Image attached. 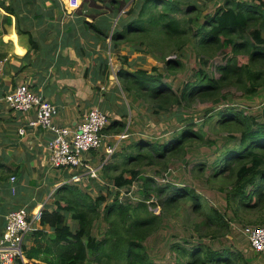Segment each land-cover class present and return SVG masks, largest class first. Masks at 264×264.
Returning <instances> with one entry per match:
<instances>
[{"label": "trees", "instance_id": "16d2710c", "mask_svg": "<svg viewBox=\"0 0 264 264\" xmlns=\"http://www.w3.org/2000/svg\"><path fill=\"white\" fill-rule=\"evenodd\" d=\"M108 2L119 3L117 7L114 6L115 16L126 6L121 0ZM181 3L186 7L183 8ZM0 5H4V2L0 1ZM200 8L196 0H133L132 5L118 19L113 32L108 35L103 32L105 27L98 24L99 20L97 24L84 18L78 20L77 23L82 26L85 24V28L94 30L105 41L110 37L109 50L112 53L127 44L135 45L132 51L137 52L148 48L159 54L158 57L164 60L165 66L171 69L182 66V61L177 57L168 58V49L182 52L191 32L197 38V46L208 50L231 47L234 54L224 64L218 65L221 74L219 78L209 77L204 70L199 69L195 80L186 81L175 90L164 82L157 66H153L151 70L141 67L130 70L125 68V65L133 67L129 55L118 53L116 55L123 66L115 71L118 83L106 93L109 94L106 98L107 110H113V99H117L116 93L121 91L129 93H125L127 100L133 98L134 101H144L155 112L173 109L179 111L197 98L219 104L227 99L230 91L227 88L230 87L241 88L244 93L251 95L264 88V0L257 3L253 0H225L214 13L204 16H201ZM5 9L16 15L18 25L19 16L15 5L10 3L9 6L5 5ZM182 11L186 15L184 18L178 16ZM10 21L11 17L4 14L3 23ZM77 23L64 25L63 34L54 46L61 49L72 46L81 56H86L80 34L76 31ZM18 30L24 33L19 26ZM25 33L30 35L32 49H37L31 32ZM105 50L108 48L103 49ZM242 52L248 54L249 61L239 64L236 57ZM3 57L6 54L0 53V59ZM100 60L98 67L101 75H111L109 56L100 55ZM127 116L128 113H121L122 118L108 123L103 133L124 132L127 123L123 118ZM214 116H219V122L224 127L240 126L238 144L224 150L219 162L214 165L213 176L221 180L218 190L225 197L224 211L209 204L208 199L205 200L190 185L176 188L169 194L174 183L161 185L155 177L142 173L143 166L160 165L166 168L172 158L184 157L187 153L186 145L191 141L214 144L213 140L205 139L201 126L195 129L197 122L191 121L171 139L162 143L142 138L133 140L128 136L127 138H132L131 142L126 147H121V152L114 154V157L122 156L121 171L113 175L110 171L116 169V165L108 162L103 166L105 174L112 178L110 183L116 187L130 188L134 183L141 186L135 192L139 198L135 202L130 199L120 202L116 192L109 188L106 193L93 198L91 194L82 192L69 182L59 187L53 194L55 208L51 209L45 204L40 211V226L35 227L30 234L33 243L23 244L26 257L32 264H90V260L98 264H158L151 259L144 245L145 240L158 231L165 214L178 219L184 213L183 224L194 231L197 239L193 242L177 241L171 245L177 253L174 264H249L241 251L213 248L204 240L225 238L231 231V224L236 221L244 224V227L264 225V105L262 121L231 106L219 109L209 119ZM198 166L206 169V163ZM225 167L230 169L228 174L234 176L230 182H226L222 176L226 174ZM19 170L17 168L13 173H18ZM221 176L222 179L219 178ZM9 177L0 176V180ZM99 189L103 190L102 187ZM110 197L113 202L105 205L103 210L108 228L102 238H97L93 234L94 222L101 216V205ZM188 201L192 203L193 210L202 215L200 219H193L185 214L187 211L184 210V204ZM157 205L161 206L159 213L154 211ZM35 207L36 204L33 203L29 210ZM229 213L231 217L228 216ZM70 218L77 223L75 227L69 222ZM184 243L192 245L186 247Z\"/></svg>", "mask_w": 264, "mask_h": 264}, {"label": "rangeland", "instance_id": "374dc122", "mask_svg": "<svg viewBox=\"0 0 264 264\" xmlns=\"http://www.w3.org/2000/svg\"><path fill=\"white\" fill-rule=\"evenodd\" d=\"M90 1L91 0H84L85 3L83 10L85 9V11H93L89 5ZM100 1L115 6L119 5V3H110L108 0ZM131 1L133 0H125V5L128 4V6L124 7V12L132 5V3H130ZM196 1L198 4H200L201 16H204L207 13H214L216 8L220 5H223L225 2V0ZM258 1L259 0H253L254 3H257ZM180 5L183 8L186 7L184 3H181ZM115 9L113 11L114 14H116ZM178 16L180 18L186 17L184 11L179 12ZM201 19L203 20V17H201ZM129 20L130 19H128V22ZM102 22L105 23L106 20L99 21L100 24H102ZM114 22L116 27V18L113 21V24ZM83 26L85 28L86 25L83 24ZM187 38L188 43L186 47L183 48L182 52L177 53L174 49L169 48V51L166 53L169 58L177 57L182 61V66L174 69L167 68L164 64V60L158 57L159 54L149 51L148 48H142L140 51H142L143 54L138 55L136 52H134L135 50L132 51L135 45L127 44V48H121L119 54L129 55V60L132 62L133 67L130 68L128 65H125V68L130 70H134L133 68L136 69L138 67L151 70L153 66H157L159 68V73L162 74L164 82L170 84L175 90L182 87L186 81L195 80L197 78V71L199 69L204 70V72H206L209 77L214 76L219 78L221 74L217 68L218 65L224 64L227 61V58L234 56L231 47H227L224 50H208L197 46V38L192 32L188 34ZM116 54L111 53V55H109V57L112 59V65H110L112 73L114 70L117 71L123 66V64H121L119 61L118 55ZM236 58L239 64H244L249 61V56L245 52L237 55ZM154 73L157 74L158 72ZM113 78H115V76ZM227 90H230L227 93V99H223L219 104H214L212 100L201 101L197 98L194 100V102H191L190 105H186L182 109H179V111L173 109L169 111L154 112L153 108L144 101H134L133 98L127 100L126 95H129V93L125 92V95V93L122 91L120 93H116V96L120 98V100H123V104L122 101L118 103L117 110L113 106V110H107L105 108V100L103 103L99 104V107L108 115H110L109 123L114 119H121V113H128V116L124 117L123 119H125V122L127 123V131L133 140L142 138L150 142L162 143L171 139L179 132V130L184 128V126H187L191 121L197 122V125L194 128L198 129L201 126V130L205 135V139L213 140L214 144H210L208 142L191 141L186 145V155L181 158H172L167 164L166 168L160 165L143 166L141 170L143 174L155 177L161 185H165L168 182L174 183L172 184L169 194L176 188H181L184 185H190L194 187L199 193H201L205 200L208 199L209 204L215 205L224 211L225 197L224 194L218 190L221 180H218L217 176H213L214 165L215 162H219L218 159L222 157L224 150L238 144L240 138V126L232 125L231 127H224L219 122V116H214L213 119L209 118L210 116L216 114L219 109L222 110L226 106H231L236 110L242 111L247 116H256L258 120L262 121V108L264 105V88L259 89V91L254 95L246 94L241 88L237 87H230L227 88ZM127 102H131L132 105L128 104ZM118 110L120 113H118ZM53 122H56L55 117H53ZM45 130L48 132L47 129ZM117 133L118 132L116 131L108 135L104 133V146L97 151H91L87 154V156H93L95 162H102V159L100 158L103 155V157L107 159L105 162H109L111 165H116V169L110 171V173L113 175L118 174L123 167L122 156L114 157V154L121 152V147H126V144H129L132 140V138H121L120 135H122L123 132L120 134ZM105 144L106 146H117L112 155H108L106 153ZM38 163L39 164L37 166L29 169V175L31 179L30 177L28 179L24 177L20 180V175L17 173V180L20 182L22 180H26L28 182L27 188L33 191V193H40L41 190H44V193H47L45 190L49 187L51 188L47 180V174L50 172L47 171L45 165H41V162ZM201 163H206V169L199 168L198 164ZM57 170L58 169L53 168L52 172L57 174L58 178L56 180H59L60 172ZM224 170H226V174L222 176L225 178V181L230 182L233 180L234 176L232 174H228L230 169L225 167ZM67 173L68 174L65 173V177L72 176L74 174L71 171H68ZM102 175L105 181L111 182L112 178L108 177L104 170L102 171ZM222 176L219 178L222 179ZM34 180L38 182V185L35 187H33L34 185L31 183ZM50 180H52V177H49V181ZM90 183L85 185V182L77 184L73 183V181L70 182V184H75L78 188H80L82 192L91 194L93 198H96L102 193H106L105 190L103 191L99 189L100 185L96 182ZM62 185L63 184L60 186ZM51 189L54 190L55 186H52ZM23 190L25 194L28 193L27 189H22V191ZM17 193L18 192H16L13 196L16 197L17 202H19L20 197L24 198L25 195L23 192ZM44 200H46V198ZM51 201H53V199H51ZM135 201L136 200H134V202ZM111 202H113L112 197H110V199L101 205V216L94 222L93 234L97 238H102L105 234V230L108 228V223L104 218L103 210H105L104 206ZM184 206V210L187 211L185 212L186 215L191 216L193 219H200L202 217L199 212H195L193 210L192 203L190 201L185 203ZM51 208H55L54 204H52ZM228 216L231 217V214L229 213ZM184 221V213L181 214L178 219L173 218L169 214H165L164 221L158 231L145 240L144 245L154 262L158 264H174L177 253L171 248V245L177 241L193 242L197 239L194 231L183 224ZM69 222L74 227L77 225V223L71 218L69 219ZM243 228L244 224L236 221L231 224V231L225 238H207L204 240V242L217 249L232 248L233 250L241 251L248 259L249 264H264V252H254V249L250 245L249 239L245 235ZM30 234L27 238H29ZM184 244L186 247L192 245L191 243ZM89 263L98 264L94 263L92 260H90ZM111 264H115V262Z\"/></svg>", "mask_w": 264, "mask_h": 264}, {"label": "crops", "instance_id": "0c3cea01", "mask_svg": "<svg viewBox=\"0 0 264 264\" xmlns=\"http://www.w3.org/2000/svg\"><path fill=\"white\" fill-rule=\"evenodd\" d=\"M0 1L4 2V5H0V53L6 54V57L0 59V97L12 91L19 84L27 83L58 107V114L55 116V121L58 124L73 128L78 126L88 111L98 107L104 100L107 102L106 98L109 94L106 93L113 90L115 83L118 82L115 70L109 76H102L98 67L101 63L100 55L109 56L112 53L109 50L110 37L105 41L94 30L84 29V26L77 22L84 17L94 24H97L98 20H106L101 25L105 27L103 32L108 35L115 29L113 21L116 18L117 24L118 19L124 15V11L122 10L115 16L113 12L115 5L106 4L100 0L89 2L93 11L83 10V2L82 7L73 15L64 12L61 0ZM121 2L122 4L126 3L125 0H121ZM10 3L15 5L18 12V25L16 15L5 9V5L9 6ZM4 14L11 17L10 22L3 23ZM109 17L110 19H107ZM70 23H77L76 31L80 34V41L84 45L86 53L82 50L81 52L86 56H81L78 50L72 46L64 49L54 46L63 34L64 25H70ZM18 26L24 33L19 32ZM25 32H31L37 49H32L30 35ZM123 47L127 48V45H122L120 49ZM104 48H108L105 50L107 53L103 51ZM134 52L138 55L143 54L142 51ZM116 53H120V50L114 52V54ZM28 54L30 55L28 56ZM109 59L112 65L111 57ZM113 74L115 78H113ZM121 101L118 97L113 99L116 110ZM118 113H120L119 110ZM33 115L34 111L24 113L11 108L6 102L0 100V176H10L9 179L0 180V240L6 227V216L12 210L20 207L29 210L30 205L35 203L36 207L29 210L30 215H33L45 204L51 208L54 204L51 201L54 198V192L61 187V184L68 183L70 177H65V173L68 174L66 171L57 170L60 172V179L56 180L58 176L52 172L53 168L49 164L46 150V140L51 134L42 127L30 129L27 126V121ZM22 127L28 129L26 135L19 133V129ZM127 128L124 131L126 133L128 132ZM127 134L128 137L129 133ZM101 158H104L103 155ZM38 162L45 165L47 171L50 172L47 174V180L51 188L55 186V191L49 187V190H45L47 193H44V190H41L40 193H33L27 188L28 182L26 180L18 181L17 173H13L19 168V179L24 177L28 179L30 177L29 169L37 166ZM12 176H16V181L11 180ZM49 177H52V180L49 181ZM31 183L34 185L33 187L38 185L35 180ZM13 188H15V192ZM22 189H27L28 193L25 194ZM16 192H23L25 195L24 198L20 197L19 202L13 196ZM45 198L46 200H44ZM39 226L38 219L35 222V227ZM27 237L25 243L31 245L33 241L30 236Z\"/></svg>", "mask_w": 264, "mask_h": 264}, {"label": "built area", "instance_id": "2783aa9c", "mask_svg": "<svg viewBox=\"0 0 264 264\" xmlns=\"http://www.w3.org/2000/svg\"><path fill=\"white\" fill-rule=\"evenodd\" d=\"M61 1L64 12L68 15H73L84 2V0ZM0 100L24 113L34 111V115L27 121V126L30 129L42 127L51 134L46 140L49 164L52 168L73 172L74 174L69 177V183L72 181L75 184L85 182V185H88L90 182H96L100 185L99 187L103 188V191L108 188L114 190L122 203L129 199H139L135 194L138 189H141L138 183H134L130 188L116 187L115 184L105 181L102 175L107 159L104 157L101 158L102 162H95L93 156H87L91 151H97L104 146L103 130L109 122V115L99 106L88 111L84 120L73 128L53 122V117L58 114V107L27 83L19 84L12 91L1 96ZM27 131L26 127L19 129L21 135H26ZM127 135L124 132L120 136L122 138ZM115 149V146L105 147L108 155H112ZM11 180L16 181V176H12ZM13 191H16L15 188ZM40 211L30 215L28 209L20 207L6 216V227L0 240L1 264H32L23 251V244L35 228V222L40 218ZM154 211L159 213L161 206L157 205ZM243 231L254 251L264 252V225L247 226L243 228Z\"/></svg>", "mask_w": 264, "mask_h": 264}, {"label": "water", "instance_id": "95a60500", "mask_svg": "<svg viewBox=\"0 0 264 264\" xmlns=\"http://www.w3.org/2000/svg\"><path fill=\"white\" fill-rule=\"evenodd\" d=\"M169 58V57H168Z\"/></svg>", "mask_w": 264, "mask_h": 264}]
</instances>
